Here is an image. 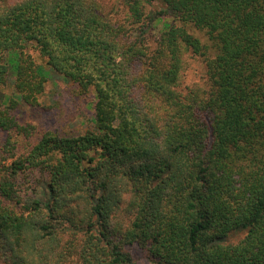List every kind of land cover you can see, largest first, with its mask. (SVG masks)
Returning <instances> with one entry per match:
<instances>
[{
	"label": "trees",
	"instance_id": "1",
	"mask_svg": "<svg viewBox=\"0 0 264 264\" xmlns=\"http://www.w3.org/2000/svg\"><path fill=\"white\" fill-rule=\"evenodd\" d=\"M122 2L127 27L98 0H0V88L13 74L39 105L52 71L93 97L84 133L0 156V264H135L134 245L156 264H264V0ZM186 54L206 89L182 86ZM2 103L6 152L31 134Z\"/></svg>",
	"mask_w": 264,
	"mask_h": 264
},
{
	"label": "rangeland",
	"instance_id": "2",
	"mask_svg": "<svg viewBox=\"0 0 264 264\" xmlns=\"http://www.w3.org/2000/svg\"><path fill=\"white\" fill-rule=\"evenodd\" d=\"M98 2L103 9V13L110 20L126 27L129 25L128 9L124 6L122 0H98ZM193 34L196 33L193 32ZM152 35L153 38L150 37L145 42L146 46L151 50L155 47L156 40L154 36H158V30H155ZM27 51L32 53L38 65L46 67L45 62L36 52L32 49H28ZM183 60L182 86L190 89H206L207 84L201 62L202 59L196 58L191 54H186ZM49 72L51 78L46 83L45 93L39 105L32 106L16 97L13 74L9 76L7 84L0 88V103L3 101L2 108L8 109L11 112L13 107L10 102L13 101L15 107L12 112L14 113L16 122L19 126L27 128L31 134L30 137L25 138L23 136H16L15 133L10 134L9 136H13L14 138H12V141L6 147L7 151H9L7 153V151L5 152L3 143L8 135L0 133V156L2 160H5L3 161L4 164H9L11 162L10 158L15 159L24 154L31 144L48 131L72 136L82 134L92 127L93 97L91 95L88 98L77 97L71 86L65 84L52 71ZM35 179L34 174L22 175L20 177L19 180L21 181L18 183V189L22 192L21 195L24 191L28 190L27 188L30 184L36 181ZM242 237V234L237 235L231 238L229 242L235 243ZM126 250L130 253L131 259L135 264H156L139 245L126 247Z\"/></svg>",
	"mask_w": 264,
	"mask_h": 264
}]
</instances>
